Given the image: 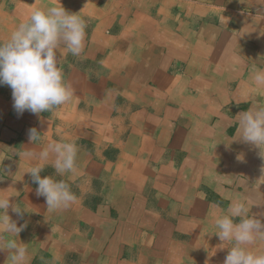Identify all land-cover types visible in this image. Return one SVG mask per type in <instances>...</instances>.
Returning a JSON list of instances; mask_svg holds the SVG:
<instances>
[{"label":"crops","instance_id":"0c3cea01","mask_svg":"<svg viewBox=\"0 0 264 264\" xmlns=\"http://www.w3.org/2000/svg\"><path fill=\"white\" fill-rule=\"evenodd\" d=\"M58 2L87 23L79 56L57 50L75 98L21 115L0 85V145L11 149L0 164V198L10 196L18 227L27 223L17 237L0 229V239L28 246V264H224L232 243L218 239L216 216L264 195V184L255 190L260 149L231 139L238 115L264 104L253 81L264 69V0ZM52 6L57 0H0V43L35 8ZM33 128L41 136L31 143ZM54 141L77 144L73 172L58 174L54 156L22 155ZM40 163L41 178L69 184L77 197L69 207L49 211L36 194L25 172ZM252 208L264 222V205ZM251 250L264 253V241ZM9 254L0 243V264H10Z\"/></svg>","mask_w":264,"mask_h":264},{"label":"clouds","instance_id":"9594fccd","mask_svg":"<svg viewBox=\"0 0 264 264\" xmlns=\"http://www.w3.org/2000/svg\"><path fill=\"white\" fill-rule=\"evenodd\" d=\"M87 23L78 14L66 11L58 2L57 6L35 8L29 18L19 23L10 37L0 43V85H7L12 90L13 107L18 114L29 111L33 114L51 112L59 106L72 102L75 93L65 80V75L57 58V50L63 49L72 56H79L85 46ZM253 81L255 86L264 87V69L257 68ZM41 134L35 128L29 131V141L34 143ZM254 145L260 149L259 155L264 158V104L255 102L247 111L238 115L236 134L231 138ZM6 149L0 145V164L7 158ZM22 155L27 159L38 158L46 162L54 156V168L60 175L71 173L76 168L78 147L75 141L51 142L37 156L26 150ZM236 159L243 162V154ZM44 164L30 167L29 173L38 185L36 194L43 196L49 211L69 207L77 199L70 186L63 180H54L51 176L41 178ZM4 169L0 168V182ZM255 182V190L264 184V169ZM240 186L246 191V179L240 180ZM258 202L238 200L229 206L227 213L215 218L217 236L221 241L232 243L224 264H264V253L251 250L257 241H264V222L256 215H250L253 206L264 205V195L259 191ZM10 196L0 198V229L9 236L17 237L27 227V223L17 226L10 219L7 210L10 207ZM22 215L21 209H13ZM239 218V222H236ZM9 250L10 264H28L29 250L26 245L17 243L16 239H0Z\"/></svg>","mask_w":264,"mask_h":264},{"label":"bare ground","instance_id":"6f19581e","mask_svg":"<svg viewBox=\"0 0 264 264\" xmlns=\"http://www.w3.org/2000/svg\"><path fill=\"white\" fill-rule=\"evenodd\" d=\"M167 16H168V15H167ZM167 16H166V17H167ZM168 18H169V17H168ZM248 35H249V34H248ZM238 36H239V35H238ZM198 38H199V37H198ZM148 45H149V44H148ZM140 46H141V45H140ZM244 63H245V62H244ZM240 67H241V66H240ZM137 74H138V73H137ZM231 90H232V89H231ZM147 92H148V91H147ZM127 107H128V106H127ZM170 112H171V111H170ZM170 112H169V113H170ZM172 115H173V114H172ZM168 116H169V114H168ZM68 124H69V123H68ZM189 124H190V123H189ZM186 130H187V129H186ZM186 134H188V133H186ZM165 142H166V141H164V143H165ZM164 145H165V144H164ZM182 146H183V144H182ZM187 146H188V145H187ZM164 147H165V146H164ZM188 150H189V148H188ZM167 155H168V154H167ZM84 158H86V157H84ZM163 158H164V157H163ZM77 163H78V162H77ZM77 163H76V164H77ZM200 173H201V172H200ZM116 178H117V177H116ZM211 178H212V177H211ZM190 179H191V178H190ZM196 181H197V180H196ZM224 181H225V180H224ZM189 182H190V181H189ZM166 184H167V183H166ZM150 185H151V184H150ZM174 185H175V184H174ZM197 185H198V184H197ZM15 186H16V185H15ZM192 186H193V184H192ZM195 187H196V186H195ZM146 188H147V186H146ZM146 188H145V189H146ZM128 190H129V189H128ZM147 190H148V189H147ZM132 191H134V190H132ZM148 192H149V191H148ZM153 192H154V191H153ZM255 192H256V191H255ZM105 193H107V192L105 191ZM105 193H104V194H105ZM252 196H253V195H252ZM136 197H137V196H136ZM136 197H135V198H136ZM153 199H154V198H153ZM240 199H241V198H240ZM133 200H134V199H133ZM133 200H131V201H133ZM136 200H137V199H136ZM102 201H103V200H102ZM102 201H101V202H102ZM139 201H140V200H139ZM139 201H138V202H139ZM230 202H232V201H230ZM139 203H140V202H139ZM154 204H155V203H154ZM109 208H110V207H109ZM74 209H75V207H74ZM252 209H253V208H252ZM114 210H115V209H114ZM138 210H139V209H138ZM262 210H263V209H262ZM135 211H136V210H135ZM152 211H153V210H152ZM108 212H109V211H108ZM131 212H133V211H131ZM162 212H164V211L162 210ZM115 213H116V212H115ZM175 214H176V213H175ZM262 215H263V214H262ZM140 218H141V217H140ZM130 219H131V218H130ZM169 219H170V218H169ZM85 220H86V219H85ZM125 220H126V219H125ZM143 220H144V219H143ZM126 221H127V220H126ZM130 221H131V220H130ZM168 221H169V220H168ZM97 222H98V221H97ZM113 222H114V220H113ZM130 223H131V222H130ZM67 224H68V223H67ZM112 224H113V223H112ZM123 224H124V223H123ZM138 224H139V223H138ZM120 225H121V224H120ZM139 225H140V224H139ZM106 226H107V225H106ZM95 227H96V226H95ZM98 227H99V226H98ZM110 227H111V226H110ZM148 227H149V226H148ZM154 227H155V226H154ZM158 227H160V226L158 225ZM96 228H97V227H96ZM96 228H95V229H96ZM129 228H130V226H129ZM112 229H113V227H112ZM87 230H90V229H87ZM123 230H124V229H123ZM125 230H126V229H125ZM125 230H124V231H125ZM130 230H131V229H130ZM164 230H165V229H164ZM102 231H103V230H102ZM108 231H109V230H108ZM111 231H112V230H111ZM132 231H133V230H132ZM145 231H146V230H145ZM149 231H150V230H149ZM162 231H163V229H162ZM77 232H78V231H77ZM103 232H104V231H103ZM158 232H159V231H158ZM91 233H92V231H91ZM118 233H119V232H118ZM118 233H117V234H118ZM115 235H116V234H115ZM118 235H119V234H118ZM138 235H139V234H138ZM146 235H147V234H146ZM97 236H98V235H97ZM97 236H96V237H97ZM108 236H109V235H108ZM143 236H144V234H143ZM143 236L141 235L140 238H142ZM117 237H118V236H117ZM122 238H123V237H122ZM133 238H134V237H133ZM6 239H7V238H6ZM106 239H107V238H106ZM127 239H128V238H127ZM136 239H137V238H136ZM218 239H219V237H218ZM146 240H147V239H146ZM151 240H152V239H151ZM110 241H111V240H110ZM125 241H127V240H125ZM102 242H103V241H102ZM102 242H101V243H102ZM146 242H147V241H146ZM158 242H159V241H158ZM130 243H131V242H130ZM130 243H129V244H130ZM143 243H144V242H143ZM167 243H169V242H167ZM105 244H106V243H105ZM109 244H110V243H109ZM127 244H128V243H127ZM147 244H148V243H147ZM167 245H168V244H167ZM131 246H132V245H131ZM27 247H28V246H27ZM123 247H124V246H123ZM179 247H180V246H179ZM96 248H97V247H96ZM147 248H148V247H147ZM69 249H70V248H69ZM69 249H68V250H69ZM113 249H115V248H113ZM121 249H122V248H121ZM102 250H103V247H102ZM122 250H123V249H122ZM164 250H165V249H164ZM127 251H128V250H127ZM172 251H173V250H172ZM113 252H114V251H113ZM116 252H117V251H116ZM119 252H120V251H119ZM157 252H158V251H157ZM101 253H102V252H101ZM111 253H112V252H111ZM146 253H147V252H146ZM225 254H226V253H225ZM1 255H2V254H1ZM112 255H113V254H112ZM138 255H139V254H138ZM107 256H108V255H107ZM110 256H111V254H110ZM113 256H114V255H113ZM141 256H142V255H141ZM64 257H65V255H64ZM145 257H146V256H145ZM168 257H169V256H168ZM149 258H150V257H149ZM150 260H151V259H150ZM153 260L155 261V259H153ZM161 260H162V259H161ZM164 260H165V259H164ZM2 262H3V261H2ZM44 262H45V261H44ZM80 263H81V262H80ZM145 264H146V263H145ZM151 264H152V263H151Z\"/></svg>","mask_w":264,"mask_h":264}]
</instances>
